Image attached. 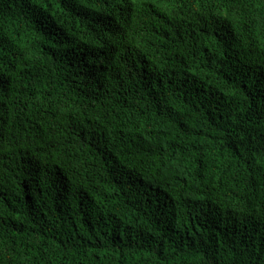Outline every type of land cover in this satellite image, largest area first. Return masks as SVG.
<instances>
[{"label": "trees", "instance_id": "16d2710c", "mask_svg": "<svg viewBox=\"0 0 264 264\" xmlns=\"http://www.w3.org/2000/svg\"><path fill=\"white\" fill-rule=\"evenodd\" d=\"M0 264H264V0H0Z\"/></svg>", "mask_w": 264, "mask_h": 264}]
</instances>
